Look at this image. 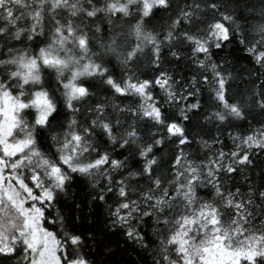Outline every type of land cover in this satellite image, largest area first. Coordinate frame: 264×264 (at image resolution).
I'll list each match as a JSON object with an SVG mask.
<instances>
[{
  "label": "snow or ice",
  "instance_id": "1",
  "mask_svg": "<svg viewBox=\"0 0 264 264\" xmlns=\"http://www.w3.org/2000/svg\"><path fill=\"white\" fill-rule=\"evenodd\" d=\"M129 251L264 264V0H0V264Z\"/></svg>",
  "mask_w": 264,
  "mask_h": 264
},
{
  "label": "trees",
  "instance_id": "2",
  "mask_svg": "<svg viewBox=\"0 0 264 264\" xmlns=\"http://www.w3.org/2000/svg\"><path fill=\"white\" fill-rule=\"evenodd\" d=\"M237 55L242 56L241 53H237ZM241 62H242V63H245V64L247 63L246 60H241ZM73 190H74V191H78V194H79L80 196H84V195H85V193H84V191H83V188H82L81 186H79V185H77L76 187H74ZM122 246H123V245H122ZM122 259H123L124 261H130V260H135V259H137V257H136V254H135V253L129 251L128 254H126V255H123V256H121V255H117L113 260L109 261V264H120V261H121Z\"/></svg>",
  "mask_w": 264,
  "mask_h": 264
}]
</instances>
